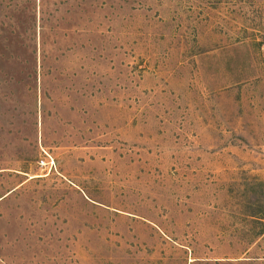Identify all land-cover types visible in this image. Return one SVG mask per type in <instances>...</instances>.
<instances>
[{
  "label": "rangeland",
  "instance_id": "1",
  "mask_svg": "<svg viewBox=\"0 0 264 264\" xmlns=\"http://www.w3.org/2000/svg\"><path fill=\"white\" fill-rule=\"evenodd\" d=\"M0 264H264V0H0Z\"/></svg>",
  "mask_w": 264,
  "mask_h": 264
},
{
  "label": "built area",
  "instance_id": "2",
  "mask_svg": "<svg viewBox=\"0 0 264 264\" xmlns=\"http://www.w3.org/2000/svg\"><path fill=\"white\" fill-rule=\"evenodd\" d=\"M46 162H44L43 160H40L39 162H38V165H40V166H42V165H44Z\"/></svg>",
  "mask_w": 264,
  "mask_h": 264
}]
</instances>
